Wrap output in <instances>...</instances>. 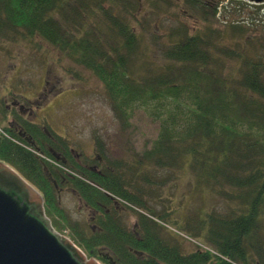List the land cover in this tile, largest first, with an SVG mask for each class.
<instances>
[{
	"label": "trees",
	"instance_id": "obj_1",
	"mask_svg": "<svg viewBox=\"0 0 264 264\" xmlns=\"http://www.w3.org/2000/svg\"><path fill=\"white\" fill-rule=\"evenodd\" d=\"M219 1L225 9L233 2L263 4L255 6L247 22L261 24L264 34V0ZM185 2L193 8L199 0ZM114 4L115 0H0V41L44 42L66 53L100 81L123 129L129 128L135 109L145 110L158 123L151 146L135 155L132 162L123 164L127 173L113 176L107 171L105 178L98 181L86 172L79 175L81 189L75 187L90 204L95 196L89 192L96 189H91L89 183L96 184L116 197H124L126 203L147 216L139 214L136 226L129 230L112 225L92 232L81 222L70 223L59 206L53 177L39 157L42 151L7 126L14 116V124L17 122L20 132L31 139L38 138L43 128L16 115L15 106L3 103L0 162L42 193L53 229L67 232L87 258L100 264H264V233L260 225L264 206L262 45L255 34L234 21H224V31L214 32L210 27L192 33L181 28L168 35L157 63L150 60L154 51L141 46V34L133 26L139 20L116 14ZM215 7L211 12L209 7H201L205 25L221 9ZM224 37L226 45L222 44ZM227 67L231 69L224 75L222 69ZM45 128L51 139L47 134L40 135L48 143L67 141L50 133L46 124ZM97 143L103 148L100 140ZM117 162L111 161L109 169L121 170ZM145 167L156 172H193L199 184L217 189L227 203L238 205L227 216L212 217L229 219L230 230L233 226L239 230L210 235V225L190 221L176 222V231L171 232L164 218L144 203V185L148 187L145 192H149L156 183L153 173H143ZM112 183L120 189H113ZM179 232H187L184 235L192 239L203 236L214 248L206 245L211 251L197 247L186 253Z\"/></svg>",
	"mask_w": 264,
	"mask_h": 264
},
{
	"label": "rangeland",
	"instance_id": "obj_2",
	"mask_svg": "<svg viewBox=\"0 0 264 264\" xmlns=\"http://www.w3.org/2000/svg\"><path fill=\"white\" fill-rule=\"evenodd\" d=\"M115 1L113 6L116 14L127 15V18L133 21L135 18L139 20L138 24L134 23L133 26L141 34V46L154 51L150 57L151 61L159 63L160 51L167 45L170 33L181 28L192 33L210 27L214 32L224 31V21L241 23L249 33L256 35L255 39L260 42L264 51L262 25L256 21L252 24L247 22L252 19L255 6L263 5L261 3L233 2L234 4L225 9L221 7L219 0H199L198 6L193 8L186 5L185 0ZM215 5V9H221L217 11L215 18L209 19L206 26L201 7L207 6L211 12ZM105 6L110 7L108 3ZM222 44H227L225 37ZM229 68L222 69V73L225 75ZM15 102L24 105L25 113L27 109L31 111V115L26 116L30 121L38 123L47 118L50 133L54 131L58 137L67 140L73 153H79L82 161L92 164L90 160L96 162L98 154L100 159L106 154L103 160L118 161L121 170H124L122 173H127L123 164L132 162L135 155H141L145 148H149L158 132V123L143 109H135L129 128L123 129L107 102L100 81L87 69L75 64L66 53L44 42L31 44L24 40L17 43L0 41V103L11 106ZM16 109L19 111L18 106ZM97 140L109 149L102 152V148L96 146ZM149 171L154 174L156 183L149 188V192H145L148 187L144 185V203L164 218L168 223L166 227L171 232L176 231V222L186 224L190 221L195 225L196 221L202 225H210V235L215 232L227 234L239 230L236 226L230 230L229 219L212 217L227 216L230 210L236 209L238 205L227 203L217 189L199 184L193 172L187 169ZM149 171L146 167L143 169L145 174ZM58 202L60 208L68 215L70 223L78 221L86 225L89 215L80 210L78 200L70 192L65 191L58 197ZM260 217L264 233V206ZM192 223L190 225H193ZM186 233L179 232L178 236L186 253L195 251L197 247L211 251L206 245L214 248L203 236L192 239L188 236L187 238L184 235ZM59 234L70 239L67 232Z\"/></svg>",
	"mask_w": 264,
	"mask_h": 264
},
{
	"label": "water",
	"instance_id": "obj_3",
	"mask_svg": "<svg viewBox=\"0 0 264 264\" xmlns=\"http://www.w3.org/2000/svg\"><path fill=\"white\" fill-rule=\"evenodd\" d=\"M0 264H100L53 229L38 192L2 162Z\"/></svg>",
	"mask_w": 264,
	"mask_h": 264
},
{
	"label": "flooded vegetation",
	"instance_id": "obj_4",
	"mask_svg": "<svg viewBox=\"0 0 264 264\" xmlns=\"http://www.w3.org/2000/svg\"><path fill=\"white\" fill-rule=\"evenodd\" d=\"M14 105H15V108L16 106L19 107V111L16 109L17 111L16 115L23 118L24 120L31 123L32 125L37 126V127H42L43 129L40 130L41 133L38 134L39 136L38 138L31 139L27 137L24 133L20 132L19 126H18L19 124L17 122L16 124H14L15 123L14 116L10 119L9 126L7 127L11 131L15 132L18 136L22 137L24 140H27L25 142H27L30 146H34L35 148L42 151V155L40 154L39 157L43 161H45V170L47 171L49 176L53 177L52 183L54 185V189L56 192L55 194H56L57 199L58 197L60 198V196L65 193V191L70 192L78 200L79 205H80L79 208H81L80 210H84L89 215L85 224L90 231L92 232L101 231L103 229V226L108 227L112 225L113 226H118V225L123 226L129 230L132 227L136 226L137 220L139 219V214L147 216L145 212L139 209L133 208L132 206H130V204L126 203L124 197H116L115 195L104 191L101 187L93 183H89L91 185V189H96V190H92L91 192L86 190V192L92 193L95 196V199H92L90 201V204L84 201L80 197L77 189L75 188V187H79L81 189L82 187V183L79 182V181H82V179L79 176L80 174L82 175L88 172L92 174L98 181H101L105 178L104 172L106 173L108 171L109 173H111V175L113 174V176H115L118 173L120 174L124 171L115 170L113 168L109 169L112 166L110 164L112 160L110 159L109 160L110 162H109V161L103 160L104 158L100 159L99 154L96 156L97 157L96 162H93L92 160H90L92 164H88V162L84 160L82 161V158L81 159L79 158V156H81L79 155V153L77 152L73 153V149L72 147L69 146L68 141H51V144L48 143L47 141L43 140L40 135L44 133L48 135V138L51 137L45 128V124L46 126L49 125L48 119L43 118L38 123L34 121H30L29 118H27L26 116H30L31 111L27 109V113H25L26 109H24L25 108L24 105H20L19 102L13 103L11 107L14 108ZM53 133L57 135L54 131ZM96 146L98 148H102L99 146L98 143H96ZM105 148L106 147L102 148V152H105L107 149H109V148H106V149ZM104 155L107 156L106 154ZM69 161H73L75 162V164H72ZM65 166H69V168H66ZM106 168L109 170H106ZM19 176L21 175L19 174ZM116 183H112L111 187L113 189H116V188L120 189L116 185ZM33 188L41 196L43 200V208H44V199H43L42 193L35 187ZM44 213H45V209H44ZM45 216H46V213H45ZM46 218L49 220L47 216ZM150 218L152 220H155L152 217Z\"/></svg>",
	"mask_w": 264,
	"mask_h": 264
}]
</instances>
